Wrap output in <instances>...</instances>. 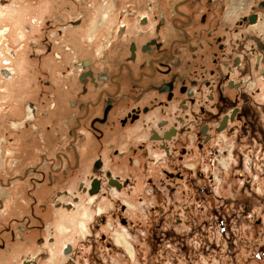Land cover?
<instances>
[{
    "label": "flooded vegetation",
    "instance_id": "af4514ba",
    "mask_svg": "<svg viewBox=\"0 0 264 264\" xmlns=\"http://www.w3.org/2000/svg\"><path fill=\"white\" fill-rule=\"evenodd\" d=\"M155 10L135 19L128 13L122 23L116 14L112 29L98 33L108 55L103 63L82 62L67 86L63 149L0 178L29 201L26 214L8 219L22 233L18 241L28 246L33 236L34 245L50 246L22 264L52 261L64 238L59 254L66 264L75 263L79 244L94 248L112 238L120 245L109 220L134 227L135 195L151 198L156 183L173 194L186 182L210 196L206 184L230 175L244 180L243 198L255 196L247 173L263 160L264 0H175ZM35 111L27 105L25 119ZM58 210L66 215L61 223Z\"/></svg>",
    "mask_w": 264,
    "mask_h": 264
},
{
    "label": "rangeland",
    "instance_id": "374dc122",
    "mask_svg": "<svg viewBox=\"0 0 264 264\" xmlns=\"http://www.w3.org/2000/svg\"><path fill=\"white\" fill-rule=\"evenodd\" d=\"M174 1L119 0L115 6L112 0H0V178L21 173L25 166L37 163L41 153L52 156L63 149L67 86H74L75 74L85 60L104 62L108 51L97 43L98 33L112 29L116 14L122 16L121 23L127 22L128 13L135 19L156 12L160 3L171 7ZM96 20L103 23L96 26ZM5 66L14 68L10 79L4 76ZM27 105L36 108L33 118L25 119ZM21 159L22 166L17 164ZM262 159L247 173L255 191L248 201L240 193L244 180L230 175L222 182L206 184L214 196L201 189L195 194L186 182L173 194L153 184L157 192L151 198L135 195L134 227L129 230L128 225L109 220L112 232L119 231L120 245L112 238L94 248L79 244L74 247L79 251L75 263L70 264H264V148ZM232 173L237 170L233 168ZM138 185L143 187L144 182ZM0 199L4 201L0 240L6 241L0 249V264H22L31 258L32 249L50 251V246L34 245L33 236L28 246L21 244L17 224L8 221L27 213L29 201L24 195L0 185ZM250 201L252 209L245 211ZM109 206L105 203L103 209ZM56 214L63 222L65 212ZM56 220L52 226L58 229L61 224ZM122 227L128 229L133 248L125 241ZM103 231L109 234L107 228ZM63 241L52 248V261L41 259L39 264H66L59 254Z\"/></svg>",
    "mask_w": 264,
    "mask_h": 264
},
{
    "label": "bare ground",
    "instance_id": "6f19581e",
    "mask_svg": "<svg viewBox=\"0 0 264 264\" xmlns=\"http://www.w3.org/2000/svg\"><path fill=\"white\" fill-rule=\"evenodd\" d=\"M8 63H9V61H8V60H5V64L8 65ZM6 70H8L9 73H10V72H11V73L14 72V68H12V67H10V66L6 67ZM6 70H4V74H7L8 71H6Z\"/></svg>",
    "mask_w": 264,
    "mask_h": 264
},
{
    "label": "crops",
    "instance_id": "0c3cea01",
    "mask_svg": "<svg viewBox=\"0 0 264 264\" xmlns=\"http://www.w3.org/2000/svg\"><path fill=\"white\" fill-rule=\"evenodd\" d=\"M0 185H1V183H0ZM1 200V199H0ZM0 249H3V247L2 246H0ZM3 252V251H2ZM37 252H39V250L38 251H36V250H31V254L33 255V254H36Z\"/></svg>",
    "mask_w": 264,
    "mask_h": 264
}]
</instances>
